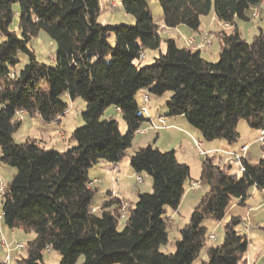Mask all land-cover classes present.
<instances>
[{
    "label": "trees",
    "instance_id": "16d2710c",
    "mask_svg": "<svg viewBox=\"0 0 264 264\" xmlns=\"http://www.w3.org/2000/svg\"><path fill=\"white\" fill-rule=\"evenodd\" d=\"M156 1L165 28L185 26L192 31L212 11L220 23L248 21L249 11L264 2ZM15 4L19 36L9 30ZM121 7L134 25L100 24L99 0H0V164L16 170L0 196L1 225L34 236L26 257H15L14 262L45 264L43 255L49 249L59 254V264H76L79 258L81 264H192L205 248L207 260L201 264H239L248 247L246 237L236 231L240 219L232 217L225 223L223 242L217 246H206L203 221H222L230 200L242 202L253 188L264 193V159L256 163L242 159L243 171L237 176L214 156L203 158L198 183L207 191L179 231L171 254L159 250L167 242L168 218L163 216L166 207L177 210L190 180L189 167L177 160L174 151L146 145L129 157L135 175L151 178L152 191L137 193L120 232L123 200L109 193L98 212H91L97 188L89 171L99 161L117 164L126 156L136 131L148 121L135 101L142 90L149 97L169 93L167 117L182 116L203 141L234 142L240 120L264 130V32L259 30L247 43L236 28L221 31L215 63L167 38L164 53L150 65H135L145 50L159 48V26L148 0H122ZM40 32L56 44L53 66L37 62L29 46ZM110 34L115 38L113 47L108 43ZM18 54L26 55L28 63L16 74ZM61 96L85 103L84 125L69 137L75 146L58 152L33 139L16 144V116L26 114L42 125L52 124L68 110ZM109 107L121 114L124 135L115 119L101 120Z\"/></svg>",
    "mask_w": 264,
    "mask_h": 264
},
{
    "label": "rangeland",
    "instance_id": "374dc122",
    "mask_svg": "<svg viewBox=\"0 0 264 264\" xmlns=\"http://www.w3.org/2000/svg\"><path fill=\"white\" fill-rule=\"evenodd\" d=\"M121 1L122 0H99L100 4V12L97 17V21L102 24V25H111V26H116V25H127V26H132L134 25V19L131 15L125 13L121 7ZM148 6L150 8V13L152 15L153 21L157 26H161L163 24L162 20V12L161 8L159 6V3L156 0H148ZM13 18L12 21L9 25V30L14 32L16 35H20V30L18 27V13H19V6L18 4H15L13 6ZM211 14H213V11L208 15V16H202L201 17V22L202 25L207 26L209 24V20L211 17ZM262 19L257 20L250 18V21H243V20H237V23L239 25V32L241 33V38L247 42L250 43L254 36L257 35L258 33V27L262 29L264 32V12L261 14ZM218 28H215V26H212L210 31L214 32L215 30L221 31L223 30L220 25H218ZM203 27V26H202ZM163 27H159L158 34L160 37V42H159V48L157 50H145L143 52L145 59L143 61L135 62L139 65H150L153 61V57H157L159 53H164L165 51V39L167 37L173 38L178 46H182V43L180 41V38L176 36L173 30H170L169 34H165L163 32ZM215 31V32H216ZM228 33L227 31H225ZM218 36L213 38V43L211 46H209L207 49L202 50V55L203 57L209 59L208 62L210 63H215L218 60L219 56V51H220V45L218 44ZM3 40V37L0 35V42ZM220 40V38H219ZM108 43L110 46L115 45V38L113 34H110L108 37ZM30 48L32 49L35 59L37 62L45 64L47 66H53V57L56 53V44L55 42L44 32H40L36 37L32 38L29 44ZM204 47V46H203ZM18 63L14 68V72L17 74L27 63H28V58L24 54H18L17 56ZM141 91L138 92L135 95V101L138 102L140 98ZM162 101L161 105L157 108L158 111L162 112H167V108L165 105V100L167 101L169 97V93H165L163 96H160ZM158 97L151 96V99H155ZM60 100L64 103L68 104V110L67 114L65 115V120H64V126L61 128L63 133V136L60 135V137H64V133L66 135V140L65 144L67 145L69 142H72V144L75 146V142L71 141L69 139L70 135V130L72 128V125L74 124L75 127L80 128L84 125L83 120L81 118V113L85 109V103L82 99L76 98L74 101H70L67 96H61ZM154 100L151 104V108H155ZM156 109V108H155ZM140 113V112H139ZM142 114V113H141ZM144 115V114H142ZM23 114L21 115V120L18 121L20 124L22 122ZM108 120V119H115L117 124H118V129L121 135H124L126 132V126L124 121L122 120L121 114L116 111L114 107H109L107 108L103 115L101 116V120ZM27 120V117H26ZM45 125H42L44 128ZM190 126V125H189ZM38 127H32V130L30 131V136L36 135L39 133ZM191 128V127H190ZM143 129V128H141ZM189 129V128H188ZM191 130V131H190ZM190 132H194L196 137L201 141L202 138L200 135L193 129L191 128ZM188 131L185 132L182 131L179 133L180 135L174 140L173 145L176 143V146L173 148L176 151L177 159L179 162H183L189 167V179L198 182L199 177H200V171H201V163L204 157H201L199 155V150L198 148L194 145L193 139L191 138L193 135L189 134ZM236 131H237V138L235 139L234 142L230 143L232 146L231 151L229 150L225 154L223 153H212L208 154L207 156H214L215 160L217 161L218 156H222L223 160L221 163L226 164L229 166L227 169V172L230 174H236L237 176L240 175V172L238 170V164L232 159L231 156L227 155L232 152V154H239V147L243 143H246L248 141H253L251 144V147L249 149V156H243V158L247 159L250 163H256L260 159H264V141L259 140L260 132L261 130L259 129H254L248 127L246 122L244 120H240L236 126ZM27 129L25 127L21 129H16L13 133V140L16 144H21L26 141V138L29 136L27 134ZM149 134V133H148ZM191 135V136H190ZM150 137V134L147 136H141L138 134L134 135V138L131 143V147L127 150L126 156L122 159L121 161V166L127 170H129V157L133 154L135 150L138 149V147H144L147 144L146 140L144 141L145 138ZM194 137V136H193ZM256 139V140H255ZM258 139V140H257ZM255 140V141H254ZM215 142L219 140H214ZM59 145L57 147H54V151H61L62 147V141H58ZM222 142H224L222 140ZM152 145V141L149 143ZM229 144V145H230ZM163 145V144H160ZM181 146V148H180ZM71 147V145H70ZM161 151H166L164 146H160ZM230 149V148H229ZM167 150V151H171ZM201 150L206 152L207 150L205 147H202ZM248 152V150H247ZM104 161H99L101 164ZM3 167L7 170V172L3 171ZM94 167V166H93ZM121 167V168H122ZM98 168V166H96ZM94 167L93 171L89 172V177L95 176L94 173L97 172ZM16 170L12 167L2 165L0 164V185H6L9 183V181L12 178V175L15 174ZM128 171L124 172L125 174ZM118 174V172L116 173ZM122 176V174H120ZM140 176L144 179L143 183L138 185L137 187L133 188V184L135 186L134 180H125L126 185L124 188V194L128 195V203L123 200V203L126 205V211L127 208L130 206L132 207L134 203L137 200V194L138 193H151L152 188V181L151 178L145 174L141 173ZM136 179V178H135ZM190 180H187L185 182V195L182 196V199L180 201V204L177 208L176 211H173L172 209L166 207V213L164 214V218H168L167 221V242L164 245H161L159 250L161 253L164 254H171L175 251V242L180 239V233L179 231L188 223L189 217L194 209V207L198 204L199 200L201 199L202 195L207 191L206 185L198 183V188L197 189H191L189 187ZM121 184V182H120ZM100 187V186H99ZM100 192L102 191H97L95 194L93 200H92V205H97L99 201L102 199L103 195H99ZM131 193V195H130ZM115 196H117L115 194ZM235 198H232L229 203L230 208L231 204L235 203ZM248 200V199H247ZM246 206H250L252 208H255L253 212L250 214L247 213L248 207H242L238 206L237 209L232 211L230 214L227 213L225 214V218H223L221 223H217L214 219L211 218H206L203 221V226L206 229V238L209 234H214L215 240L211 243L207 241L206 246H217L220 245L223 242V227L227 221H229L232 217L244 219L247 228L242 229L241 231L239 230V227H236V231L242 235L245 236L248 242V247H247V252L243 258V260L239 264H264V249L261 250V245L264 246V194L262 193L256 198V201L252 204L250 202H247L245 204ZM0 211H1V199H0ZM233 213L236 216H234ZM125 225V220H119L118 226H117V231H121ZM8 229L2 226V231L4 235V239H6V234L5 232ZM10 231V230H9ZM13 233L15 234V241L16 243H20L23 245V248L21 250H17L15 252L16 258H24L27 255V244L29 241L33 239V233H25L21 229H14L12 230ZM7 241V239H6ZM1 242V238H0ZM15 246V243H13ZM6 254V250L4 247L0 246V258ZM245 259H247V262L245 263ZM1 260V259H0ZM43 260L45 264H59L60 256L57 252L51 250L49 253L44 252L43 255ZM207 260L205 248H203L200 253L198 254V257L192 262V264H201L202 262ZM82 258H79L76 264H81ZM3 264V263H2ZM9 264H15L14 260L9 262Z\"/></svg>",
    "mask_w": 264,
    "mask_h": 264
},
{
    "label": "crops",
    "instance_id": "0c3cea01",
    "mask_svg": "<svg viewBox=\"0 0 264 264\" xmlns=\"http://www.w3.org/2000/svg\"><path fill=\"white\" fill-rule=\"evenodd\" d=\"M263 12H264V9L261 11L260 17L258 19H256L255 21L262 19L261 14H263ZM250 15H251V10L247 14V17L249 19L248 21L251 20ZM199 22H200L199 23V28H198L197 31H192V30L186 28L185 26H179V27L174 28V29H168V28H165L163 26V24H162L159 27H163L162 30L167 35L169 34L170 30H173L174 33L176 34V36L180 38V41L182 43V46H179V47L188 48L186 46L185 41L188 40V39L193 40V44H192V47L190 49L195 50V51H199L200 56L206 61H208L209 59L203 57L201 52H202V50L207 49L209 46L212 45L213 38H215L216 36H218L220 38V40L218 38V44L221 47V37L219 35V33L221 31H224V32L227 31L229 33L230 31L233 30V28H236L237 32L241 36V33L239 32L240 28H239V25L237 23V20H235L234 23L230 27H228L226 29L222 28V24L216 19L214 13L211 14V17H210V20H209V24L207 26L202 25L201 18H200ZM218 25H220L223 30H221V31H218V30L216 31L215 30L216 32L215 31L214 32L210 31L212 26H215V28H218L219 27ZM258 30L262 31V29H260L259 27H258ZM204 37H205V40H210V44L208 46L205 45V43H204L205 42ZM167 38H171V37H167ZM171 39H173V38H171ZM144 59H145V56H144ZM144 94H145V90H142L141 94H140L139 101L137 102L138 106H141V104H142V96ZM154 100H156L155 104H157V105H154L156 109L155 108H151L149 110V108L151 107V104H152V102ZM161 101H162L161 97H158V98H155V99H151V96H150L148 109H147V116L151 120H153L155 124H157V122L155 121V119H156L155 117L156 116H164L165 120H166L165 128L159 129L156 132L147 131L144 135H141V136L145 137V136L150 134V137L144 139V141L146 140L145 144L150 145L149 143L152 141V146H154L159 151H161L160 146L161 147L164 146L166 151L172 149L174 151V153H175L176 158H177L176 151L173 149L176 146V143L173 145L174 140L180 135L179 133L184 131L185 134H186V132L188 130H190L191 128H190V126L188 125V123L186 122V120L182 116L171 118V117H167V115H166L167 112L166 111L162 112V113H161V111H158L157 108L161 105L160 104ZM164 102H166V100ZM66 114H67V112L62 117H59L54 123L45 125L44 128L42 127V124L39 122V120L37 118H31L28 115L23 114L22 122L19 124L18 129H21V128L25 127L27 129V132H28L27 134H29V136L26 138V140L33 139V140H35L37 142V144H39L40 146H43L44 148H49V149L54 150V147H57V145H59L58 141L59 140L62 141L63 144H62V147L60 149L61 151H58V152H62V151H65V150H67V149H69V148L74 146L72 144V142H69L67 145L65 144V140H66L65 133H64V137H62V138L60 137V132H62L61 128L64 126V123H65L64 120H65V115ZM26 117H27V120H26ZM74 124L72 125V128L70 130V134L75 128H77V127H75ZM32 127H38L37 129H38L39 133L36 134V135H32V137H31L30 136V131L32 130ZM147 127H148V124L146 122L142 126V128L146 129ZM190 131H188V133ZM189 134L194 136V137L193 136L191 137L193 140L200 141L196 137L194 132H190ZM69 137H70V135H69ZM178 139H179V137H178ZM200 143H201V148L205 147V149L207 150L206 152H210L211 154L212 153L213 154L214 153H223V154H225L226 152H228L229 150L231 151V149H232V146H231L230 143H228L226 141L222 142V140H219L218 142L217 141L216 142L215 141H211V142H207V141L201 142L200 141ZM252 143H253V141H248V142L243 143L241 145V147L244 146V145L248 146V152L245 154L246 158L250 154L249 153V149H250ZM160 144H163V145H160ZM70 145H71V147H70ZM241 147H239V151H240ZM138 148H140V147H138ZM180 148H181V146H180ZM161 152H165V151H161ZM230 154H232V152ZM227 155H229V154H227ZM217 159H218L217 162L221 163L222 160H223V157L222 156H218ZM243 159H245V158H243ZM245 160L247 162H249L247 159H245ZM121 165H122L121 161L119 163H117V164L107 163V162L104 161L101 164L98 162L94 166L95 168H96V166H98V168H96V169H99V170H96L97 172L94 173L95 176L89 177V179L92 182V186L94 188H97V191L98 190L102 191V192H100L99 195H103V197L99 201V203H97V205H95V206L92 205L93 207H98L99 208L101 206V204L104 201H106V199L108 197V194L112 193V192L115 193L118 198H120V199H122V200H124V201H126L128 203L129 202L128 201V195L124 194V188H125V186H127L125 180H132L133 179L134 182H135V178L136 177H140L141 178V182L139 184H137L135 182V186H134V184L132 186L133 188H135L138 185H140L141 183H143L144 179L140 175H135L133 173V171L131 170V168H129V170H127V168L124 169ZM94 167H92L89 172L93 171ZM3 171L7 172V170L4 167H3ZM126 171H128V172L125 174L124 172H126ZM117 172H118V174H116ZM120 174H122V176H120ZM120 182H121V184H120ZM191 182H196V181L190 180V184H191ZM196 183H198V182H196ZM190 184H189V187H190ZM199 186H200V184H199ZM197 188H191V189H197ZM137 193L138 192H136V194ZM262 193L263 192H259V191H257L254 188L251 189V191L249 192L248 196L242 202L240 200L236 199L235 203L231 204V206L228 209L227 213L230 214L232 211L237 209L238 206H242V207L245 206V207H248L247 213L250 214L251 212H253L256 209L250 207L251 205L250 206H246L245 204L247 202H250V204L254 203L256 201V198L259 195H261ZM130 195H131V193H130ZM184 195H185V193H184ZM233 214H234V216H236L235 214H237V213H233ZM224 218H225V216H224ZM239 219H240V224H239L238 227H239V230L241 231L242 223H247V222H245L244 219H241V217H239ZM221 222L222 221L217 222V223L219 224ZM5 234H6V239H7V241H6V239H5V241L10 244L11 251H10V256H9V258H10L9 262H11L16 257L15 256L16 255L15 252L17 251V250L14 249L13 243H15V244H17V243H16L15 237H14L15 234L13 233L12 230L9 231V229H8L5 232ZM2 235H3V231H2ZM3 238H5L4 235H3ZM0 246H1V242H0ZM260 249L263 250L264 246L261 245ZM0 259H1L0 260L1 264L2 263L6 264V254H4L3 258L1 257ZM9 262H8V264H9ZM246 262H247V259H245V263Z\"/></svg>",
    "mask_w": 264,
    "mask_h": 264
},
{
    "label": "built area",
    "instance_id": "2783aa9c",
    "mask_svg": "<svg viewBox=\"0 0 264 264\" xmlns=\"http://www.w3.org/2000/svg\"><path fill=\"white\" fill-rule=\"evenodd\" d=\"M264 9V2H261L259 5L253 7L251 9V18L253 19H258L260 17V13L261 11ZM222 24V28H228L230 27L231 25H228V24H225V23H221ZM204 40H205V37H204ZM186 43V46L188 48H191L192 47V44H193V40L191 39H188L185 41ZM205 45H209L210 44V40H205ZM144 59V54H142L140 56V59L139 61H143ZM149 95L147 93H145L143 96H142V104H141V107L139 108V111L144 114L146 116V118L148 119L147 121V124H148V127L146 129H139L136 131V134L138 135H144L147 131H151V132H156L157 130L159 129H162V128H165L166 126V120H165V117L164 116H156L155 118V121L157 122V124L154 123L153 120H151L148 116H147V109H148V104H149ZM117 111V110H116ZM21 113L18 114L15 118L16 121H20L21 120ZM61 136H63V133H60ZM259 140L260 141H264V130H261L260 132V137H259ZM193 143L194 145L198 148L199 150V155L201 157H205L207 156L208 154H211L210 152H204L203 150H201V143L200 141L198 140H193ZM247 150H248V146L247 145H244L240 148V151H239V154H229V156L232 157V159L238 164V170L239 172H242L243 171V166H242V159H243V156H245V154L247 153ZM135 182L137 184H139L141 182V178L140 177H136L135 179ZM4 187L5 185L1 184L0 185V196L1 194L3 193V190H4ZM190 187L191 188H197L198 187V183L196 182H191L190 184ZM111 196L114 197L115 196V193H111ZM98 207H92L91 208V212L93 213H96L98 212ZM2 212L0 211V237H1V246L4 247V249L6 250V264H8L9 262V256H10V244L7 243L5 241V239L3 238V235H2V225H1V220H2ZM126 217V205L125 203H122L121 205V208H120V211H119V218L121 220H124ZM247 226L245 223H242V229H246ZM215 240V236L214 234H209L207 236V241L209 243L213 242ZM23 248V245L20 244V243H17L15 244L14 246V249L15 250H21ZM47 252H49V249H47Z\"/></svg>",
    "mask_w": 264,
    "mask_h": 264
}]
</instances>
